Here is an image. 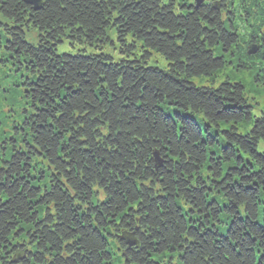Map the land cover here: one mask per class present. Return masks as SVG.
Returning <instances> with one entry per match:
<instances>
[{
  "label": "trees",
  "instance_id": "16d2710c",
  "mask_svg": "<svg viewBox=\"0 0 264 264\" xmlns=\"http://www.w3.org/2000/svg\"><path fill=\"white\" fill-rule=\"evenodd\" d=\"M0 52L28 77L0 264H264V114L193 81L264 80V0H0Z\"/></svg>",
  "mask_w": 264,
  "mask_h": 264
},
{
  "label": "rangeland",
  "instance_id": "374dc122",
  "mask_svg": "<svg viewBox=\"0 0 264 264\" xmlns=\"http://www.w3.org/2000/svg\"><path fill=\"white\" fill-rule=\"evenodd\" d=\"M257 43L262 44L261 42H254V44ZM111 48L112 46L110 45L108 48L109 52H111ZM69 49L67 43L60 44L58 52H68ZM2 53L0 52V121L3 123V134L0 135V148L1 146L6 147L12 142L11 138L13 135L10 128L14 122H20V117L24 113L22 112L23 108L25 110L27 106L25 104L26 97L23 89L25 88L24 80L28 78L24 70L14 66L12 62L6 63L8 59L3 58ZM153 61L160 66L167 64L165 59L158 53L153 55ZM1 66L4 67L2 68ZM261 75L262 73L256 68L245 69L237 58L228 55L227 65L213 79L211 77H196L193 81L199 86L213 85L216 87L225 80L241 82L245 86L249 101L254 106L253 113L258 117L264 114V80L260 79ZM259 149L260 151H264V143L260 144Z\"/></svg>",
  "mask_w": 264,
  "mask_h": 264
},
{
  "label": "water",
  "instance_id": "95a60500",
  "mask_svg": "<svg viewBox=\"0 0 264 264\" xmlns=\"http://www.w3.org/2000/svg\"><path fill=\"white\" fill-rule=\"evenodd\" d=\"M27 3L31 4L35 10L40 9L43 6V0H25ZM197 6H200L204 0H195ZM255 53L256 49H253L250 53Z\"/></svg>",
  "mask_w": 264,
  "mask_h": 264
}]
</instances>
